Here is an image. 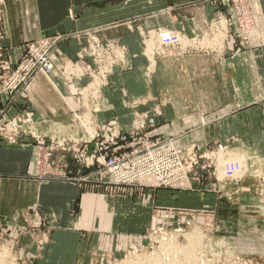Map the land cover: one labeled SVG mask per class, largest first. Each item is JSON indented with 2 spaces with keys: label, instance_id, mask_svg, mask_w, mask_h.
I'll return each instance as SVG.
<instances>
[{
  "label": "crops",
  "instance_id": "crops-1",
  "mask_svg": "<svg viewBox=\"0 0 264 264\" xmlns=\"http://www.w3.org/2000/svg\"><path fill=\"white\" fill-rule=\"evenodd\" d=\"M138 1L139 6L133 8L131 0H3L1 43L13 62L20 60L27 42L59 31L89 30L104 43L114 39L125 45L132 67L114 68L103 87L102 111L95 114L96 123L105 131L133 130L141 113L143 121L153 117L156 122L143 137L172 136L186 147L245 140L246 129L259 133L264 120V101H260L264 94V0H249L256 29L246 47L235 46L231 36L223 47L217 46H221L220 53L193 49L161 55L155 64L151 62V75L147 57L153 46L143 48L141 31L168 27L199 33L218 7L207 0H195V5L192 0H155L161 10L147 16L150 0ZM186 1L189 9L183 16L177 10ZM133 9L139 11V20H132L137 15ZM165 33L161 35L166 37ZM81 47V41L68 39L57 54L65 61ZM86 80L77 79L71 85L56 72L39 77L28 100L19 98L9 106L0 96V110L8 109L10 116L30 110L38 129L50 131L70 123L72 111L78 108L73 88ZM259 134L255 140L263 145L264 130ZM25 141L0 142V221L11 219L13 228L30 230L34 238L45 242L35 264H93L110 256L120 258L141 242L165 212H188L203 199L193 187L125 188L123 193L110 195L97 190L102 186L97 181H79L89 171L62 150L57 151L63 153L56 154L60 163L55 167L68 171L70 178L44 179L37 164L36 140Z\"/></svg>",
  "mask_w": 264,
  "mask_h": 264
},
{
  "label": "rangeland",
  "instance_id": "rangeland-1",
  "mask_svg": "<svg viewBox=\"0 0 264 264\" xmlns=\"http://www.w3.org/2000/svg\"><path fill=\"white\" fill-rule=\"evenodd\" d=\"M131 1L133 8L139 6L138 0ZM192 1L191 4L195 5L196 1ZM207 1L211 3L212 6H217L218 10L214 17L207 21L205 29H201L199 33L193 34H187L182 30H172L168 27L142 30L141 38L143 48H148L150 44L154 47V52L159 48H163L157 38L161 37V34L166 30L168 32L174 31L175 37L186 35L183 38V40L186 41L185 46L192 45L193 48L195 47L193 38H196V40L199 38L203 39L204 36L207 35L209 39L205 41L206 45L202 43L201 45L197 44L195 48L220 53L219 49L221 46H217L222 45L223 47L229 40V37H234V32H236L237 28L235 24H230L233 14L231 16L228 8L221 7L222 11L220 12L219 6L222 5V2H219L217 5L213 0ZM155 2V0L149 1L146 7L149 12L147 16L150 14L154 15L157 11L161 10L155 6ZM179 5L180 8L177 11H180L181 15L185 16L189 9V7L185 6L188 5L187 1ZM137 12H139L137 9H133V13L137 14L132 18L133 21L140 19V14ZM2 16L3 0H0V96L2 97L1 99L9 103L10 106L14 95L6 93L3 91V88L10 75V71L19 60L18 62H13L7 58L9 50L1 43ZM141 16H143V14ZM221 16H223V19H221ZM165 34L167 35V33ZM171 35L172 33H170V36ZM211 38H219L220 40L214 41L211 40ZM237 45L238 48H243L249 45V43L242 42ZM190 51H193V49H190ZM194 51L197 50L195 49ZM232 53L234 54L235 52ZM160 56L161 55H157L155 60ZM147 58L150 61L149 57ZM151 62L152 61L149 62L147 72L149 69L152 70V68H149ZM102 73L106 74L104 72ZM57 74L59 73L57 72ZM86 78L87 80L83 86H74L73 90L75 92L76 89L83 88L87 83L92 84L96 79L93 78L90 80V76H86ZM106 78L108 77L106 76ZM98 79L99 83H103V78L99 77ZM33 84L34 83L31 84V87L34 86ZM100 89L103 91V86L100 87ZM88 96V93L84 92L81 95L82 102H87L85 100H88L86 99ZM28 99L29 97L27 100ZM99 100L102 102L103 97L99 98ZM260 101H264V94L261 96ZM82 105H84V103H78V108L72 111L69 125H73L72 123H74V118H76V116H84L86 119L88 115L87 122H85L87 124L80 126V123H78V127L75 129L73 128L71 130L73 131L72 133L70 131V136L73 138H76L79 133L81 136L83 133L82 131H87L90 134L89 138L96 134V128L90 124L91 110L85 107L83 108ZM25 111L24 113L21 112L18 115L10 116L7 113L8 109L5 111L0 110V142L14 145L11 141L13 137H15L16 134H21L20 136L23 135V137L26 138L30 133L29 127L31 124H34L37 129L32 131L35 133H45L44 135L47 140L51 139L49 136L54 131L57 132V128H53V132L51 130H39L38 124L34 120L27 121L30 110L25 109ZM100 111H102V109ZM262 123H264V120ZM262 123L259 133L264 130V124ZM85 126L93 129L88 131L87 128L85 129ZM259 133H255V129H253V131L251 129H246L244 136H241L242 138H247L245 140H240L238 138V140L231 139L226 142L213 141L204 148L198 147L199 154H205V157L200 159V164L195 169L191 183L194 192L202 195L201 197H203V199L201 200L199 198L201 202L188 212L187 209L177 210V213H172L174 211H170L171 213L165 212L163 217L153 222L154 225L150 228L147 235L142 238L141 242L127 249L120 258L110 256L94 262L93 264H151L149 259H157L159 264H264V141L262 145L258 139L255 140V137H258V135L262 136ZM62 134L63 133H61V135ZM61 135L55 136L54 138L59 137L58 139L63 140L64 136L62 135L61 137ZM27 138H29V136H27ZM252 138L254 140H252ZM69 142V150L64 152L69 153L74 158L76 153V151L73 150L75 141L71 140ZM47 144L49 145L51 142H47ZM257 146L260 147V150ZM57 151L59 150H54L51 156L55 164L60 163L59 158H56V154L61 155V153H63H57ZM95 169H98V167ZM103 173L100 175L102 180H108L109 177L107 173ZM88 174L89 172L86 171L81 176L88 178L90 176H88ZM100 185H102L100 188L93 189L104 190L110 195L123 193L126 190L125 188L128 189V187H115L113 184L107 183H100ZM195 231L199 232L198 239L189 243L187 235ZM160 240L164 244H161ZM43 246H45V242L40 238H34L32 231L13 228L11 219L0 221V264H35L34 261L35 258H37L36 253L41 249L43 250ZM183 247H185L186 250ZM190 252L195 258L191 256ZM187 258L189 262L186 260ZM171 259L174 262L171 261ZM158 262L156 264H158Z\"/></svg>",
  "mask_w": 264,
  "mask_h": 264
},
{
  "label": "built area",
  "instance_id": "built-area-1",
  "mask_svg": "<svg viewBox=\"0 0 264 264\" xmlns=\"http://www.w3.org/2000/svg\"><path fill=\"white\" fill-rule=\"evenodd\" d=\"M213 2L217 5L222 2V5L219 6L220 11H222V8H228L231 16L233 14L230 24H235L237 28L233 37L235 46L242 42L249 43L252 33L256 29V20L250 1L213 0ZM222 17L221 19H223ZM159 29H162V27H159ZM185 36L179 35L173 39L170 38V35L158 37L157 39L163 48L157 49L154 52V57L198 49L195 48L196 45H201L202 41L208 39L207 35L203 39L196 40V38H193V44H195L193 48L192 45L185 46L186 41L183 40ZM72 38L82 42L81 51L75 57L63 61L58 56L57 50L62 42ZM211 40L216 41L213 38ZM126 51V46L120 44L117 40L113 39L104 43L89 30L59 31L53 35L27 42L24 45V53L10 71L3 88L6 93L14 95L12 103H17L19 98H28L31 84L36 79L41 76L48 77L55 72L63 76L71 85L75 80L86 76H90V80L98 76L104 79L103 83H99L100 85L96 84L92 87L90 86L91 83H87L83 88L76 89V92H74L78 103H84L83 108L91 110L90 124L96 128L94 136L89 138L90 134L81 130L82 135L80 136L79 133L76 138H73L70 136L73 127L64 129L57 126L55 127L57 128L56 131L64 132L62 134L64 139L60 140L50 135L51 139L47 140L45 133H35L29 128L30 133L27 136L36 140L40 152L37 160L40 177L44 179L70 178L68 171L56 170L55 162L51 156L56 149L69 150V141L74 140L73 150L76 151L74 158L79 166L89 170L88 176L90 175L88 178L79 176V181L92 180L99 183L113 184L115 187L128 188L193 187L191 180L195 169L200 164V159L205 157V154H199L198 146H182L172 136L143 137V132H146L149 128H154L156 122L153 117L147 122L143 121V114L141 113L136 115L139 121L136 122L133 130L126 132H123L120 128L105 131L104 128L100 129L95 121V114L103 108V101L99 100L103 97L100 87L107 85L109 77L114 72V67H132L131 63L127 61ZM150 71L152 72V70L149 69V75H151ZM99 73L102 74L98 75ZM84 92L89 95L86 98L88 100H85L87 102L81 100V95ZM28 117L27 121L33 120L31 112L28 113ZM20 135L16 134L11 140L12 143L26 142L27 136L24 138L23 135ZM47 142H51V144L48 145ZM96 167L98 169H95ZM103 172L107 173L109 177L106 181L100 177Z\"/></svg>",
  "mask_w": 264,
  "mask_h": 264
},
{
  "label": "bare ground",
  "instance_id": "bare-ground-1",
  "mask_svg": "<svg viewBox=\"0 0 264 264\" xmlns=\"http://www.w3.org/2000/svg\"><path fill=\"white\" fill-rule=\"evenodd\" d=\"M222 24V23H221ZM165 32V31H164ZM222 34V33H221ZM167 35H170V33L168 32L167 33ZM153 38V37H152ZM170 38L171 39H173V38H175V34H172L171 36H170ZM207 38V37H206ZM209 39V38H208ZM217 41L218 40H220L219 38L218 39H216ZM189 41V40H188ZM202 44H204V45H206L204 42H202ZM148 49H149V47H148ZM147 50V49H146ZM153 50V51H152ZM149 55H148V57H149V59H150V61H152V63H154L155 64V57H154V47L153 48H151L150 50H149ZM152 59V60H151ZM151 63V64H152ZM153 64V65H154ZM99 77H96V79H95V82L94 83H92L90 86H94V85H96V84H99V79H98ZM84 113H86V112H84ZM91 115V114H90ZM89 115V116H90ZM87 118H88V115L86 116ZM87 118L85 119L84 118V116L83 117H77L76 116V118H74V123H72L73 125H69V123L68 124H65V123H61L59 126L61 127V128H64V129H66V128H68V127H73L74 129L76 128V127H78L77 126V124L78 123H80V126H84L85 124H87V123H85V122H87ZM88 123H89V121H88ZM38 126V125H37ZM89 126H90V124H89ZM29 128H31L32 130H37L36 128H35V125L34 124H31L30 125V127ZM84 128V127H83ZM88 129V131H90L91 129H93V128H88V126H85V129ZM83 130V129H82ZM95 130V129H94ZM52 132H53V129L51 130ZM73 131H71V133H72ZM61 133H64L63 131H57V132H53L51 135L53 136V137H55V136H59V135H61ZM93 133V132H92ZM76 134V133H75ZM78 135V134H77ZM64 136V135H63ZM61 137H62V135H61ZM75 137V136H74ZM59 138V137H58ZM57 138V139H58ZM222 150H225V149H222ZM229 152V151H228ZM239 152V151H238ZM211 153V152H210ZM223 153V152H222ZM234 160H235V158H234ZM230 167V166H229ZM231 169V168H230ZM233 169V168H232ZM247 169V168H246ZM237 170V169H236ZM246 171V170H245ZM222 180V179H221ZM202 235V234H201ZM198 236H199V232H197V231H195L194 233H190V234H188L187 235V240H188V242L189 243H191V242H193L194 240H197L198 239ZM165 238V237H164ZM163 238V239H164ZM163 239H162V241H163ZM166 239V238H165ZM161 241V240H160ZM161 241V244L163 243ZM250 243V242H249ZM252 243V242H251ZM164 244V243H163ZM252 245V244H251ZM177 246V245H176ZM179 246V245H178ZM183 246V245H182ZM185 246V245H184ZM206 246V245H205ZM196 247V246H195ZM184 249H185V247H183ZM183 248H181V249H183ZM187 248H188V246H187ZM194 248V247H193ZM175 249V248H174ZM177 249V248H176ZM196 249V248H195ZM169 250V249H168ZM186 250V249H185ZM184 250V251H185ZM188 250H189V248H188ZM173 251V250H172ZM179 252V251H178ZM200 252H202V251H200ZM184 253V252H183ZM173 254V253H172ZM188 254V253H187ZM190 254H191V252H190ZM168 255V254H167ZM175 255V254H174ZM173 255V256H174ZM189 255V254H188ZM201 255H202V253H201ZM185 256H186V254H185ZM185 256H182L183 258H186ZM191 256H192V254H191ZM203 256V255H202ZM188 257V256H187ZM192 257H194V255L192 256ZM191 258V257H190ZM195 258V257H194ZM164 259V258H163ZM168 259V258H167ZM170 259V258H169ZM175 260V259H174ZM188 262H189V260H188V258L186 259ZM185 260V261H186ZM149 261H150V263L151 264H153V263H157L158 262V260L157 259H149ZM160 261H161V259H160ZM165 261V260H164ZM168 261V260H167ZM166 261V262H167ZM171 261H173L172 259H171ZM170 261V262H171ZM176 261H177V258H176ZM184 261V260H183ZM128 262V261H127ZM139 262V261H138ZM146 262V261H145ZM144 262V263H145ZM174 262V261H173ZM0 263H1V261H0ZM125 263V262H124ZM162 263V262H161ZM177 263H179V262H177ZM190 263H192V262H190ZM194 263H195V261H194ZM126 264V263H125ZM137 264V263H136ZM143 264V263H142ZM148 264V263H147ZM158 264H159V262H158ZM167 264H169V263H167ZM172 264H176V263H172ZM181 264H183V263H181ZM189 264V263H188Z\"/></svg>",
  "mask_w": 264,
  "mask_h": 264
}]
</instances>
